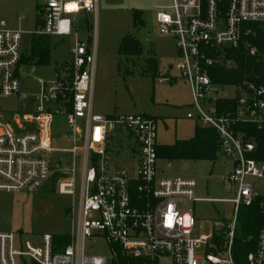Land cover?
I'll return each mask as SVG.
<instances>
[{
	"label": "built area",
	"instance_id": "1",
	"mask_svg": "<svg viewBox=\"0 0 264 264\" xmlns=\"http://www.w3.org/2000/svg\"><path fill=\"white\" fill-rule=\"evenodd\" d=\"M36 3L40 20L36 34L74 37L75 43L69 72L41 86L36 111L8 116L2 109L3 100L20 94L15 72L22 60V32L0 24V192L38 189L58 176L60 195L74 197L79 192L72 211L77 228L66 248H57L49 235L35 247L22 244L14 234L0 233V264H113L118 251L145 264H199L197 251L202 248L205 259L201 264H238L232 252L237 216L242 206H251L258 197L250 180L264 185V163L251 158L255 145L235 128L238 124L264 127V88L247 83L236 87L239 95L233 112L219 113L216 107L205 111L203 105L218 100L211 97L214 85L209 71L215 61L210 49L237 47L244 36L251 35L246 25L264 23V0H172L171 6L156 9L160 34L175 39L178 70L191 86L195 113L187 119L215 130L221 154L234 162V170L224 179L227 193L234 198L205 200L234 206L235 219L225 249L217 255L210 252L214 235L194 236L195 219L189 206L199 202L196 182L157 176L155 120L143 115L104 117L94 112L97 41H82L75 30L79 26L76 17L81 14L92 15L98 22L99 0ZM250 53L255 55L256 50ZM164 81L169 80H160ZM57 117L65 119L69 133L64 138L72 141V148L55 147L52 130ZM114 141L127 145L118 151L130 152L131 169L111 166ZM54 154L72 157L71 166L61 160L55 166ZM94 237L109 242L114 262L86 254L84 243ZM246 264H264V232Z\"/></svg>",
	"mask_w": 264,
	"mask_h": 264
},
{
	"label": "rangeland",
	"instance_id": "2",
	"mask_svg": "<svg viewBox=\"0 0 264 264\" xmlns=\"http://www.w3.org/2000/svg\"><path fill=\"white\" fill-rule=\"evenodd\" d=\"M171 5L172 0H99L98 22L95 24L92 15L85 17L81 14L76 17L79 26L75 30L80 40L93 38L97 41L95 96L99 93L100 99L108 101L110 107L117 108L115 111L119 114L153 117L157 127L156 143L162 147L193 139L195 127L201 126L186 119L189 113H195L189 84L179 80L177 83L164 81L163 84L159 81L167 79V75L173 77L179 74L176 41L161 35L156 21V9ZM85 18L88 23H84ZM36 21V0H0V24L4 23L6 29L22 32L21 53L25 58L31 55L33 36L40 31ZM126 36L138 42L140 53L137 56L120 54V45ZM74 43V37L53 38L49 66L37 65V60L31 58L21 63L15 72L20 83V94L3 100V112L8 116L34 113L41 85L54 82L58 77L57 71L60 76L65 75ZM151 56L158 62L156 74L147 63ZM212 91L214 100L239 95L234 86H214ZM94 103L96 105V99ZM214 107L216 102L203 105L205 111ZM52 133L56 148H72V141L64 138L69 128L63 117L55 119ZM120 147L127 149V145L117 144V141L111 146V166L129 168L133 165L131 156L126 151L119 154ZM60 160L68 167L72 164V157L54 154L55 166ZM80 168L78 158L77 170ZM233 170V160L223 154H219L214 162L157 161L158 178H182L194 180L197 184L196 199L199 202L189 206V213L195 219L194 236L211 237L224 228L230 231V224L235 219L234 206L205 200L234 198V195L227 193L224 185V179ZM58 180V176L53 177L41 183L36 191L0 192V233L14 234L22 244L30 243L35 247L41 246L45 235L70 238L75 234L77 218L73 217L72 211L74 208L76 210L79 202V192L74 197L60 195ZM250 182L255 184L256 194L264 197L263 183L257 180ZM84 248L90 257L104 258L109 263L116 259L113 247L103 237L87 240ZM197 255L201 264L205 259V248L199 249Z\"/></svg>",
	"mask_w": 264,
	"mask_h": 264
},
{
	"label": "trees",
	"instance_id": "3",
	"mask_svg": "<svg viewBox=\"0 0 264 264\" xmlns=\"http://www.w3.org/2000/svg\"><path fill=\"white\" fill-rule=\"evenodd\" d=\"M86 23L88 22L85 19ZM37 27L40 20L37 16ZM246 28L252 30V34L244 36L237 47H223L220 50L210 49L209 55L214 59V66L210 68L209 74L214 86L238 87L254 84L264 88V23L249 24ZM52 37L34 34L31 45V55L23 57L21 63L27 59L37 60V65L49 66L52 52ZM255 49V55L251 50ZM119 52L121 55L132 57L140 53L138 42L131 36H126ZM149 68L156 74L158 62L154 56L147 60ZM66 72H69L66 66ZM58 78L62 76L58 75ZM216 108L219 113L233 112L237 108V98L218 99ZM236 132L245 135V140L255 145V153L252 159L264 163V127L258 129L247 124H238ZM220 141L217 132L210 128L199 125L195 128L194 137L188 141H177L172 146H158L157 156L159 159L180 161H216L220 151ZM57 176H55L56 178ZM264 232V197L258 196L254 203L242 206L239 210L234 233L233 257L236 263L246 264L249 255L256 253L259 248L261 234ZM226 228L221 230L212 239L210 252L219 254L225 249ZM57 248H66L70 244V238H54ZM118 260L113 264H145L140 260L124 257L118 251Z\"/></svg>",
	"mask_w": 264,
	"mask_h": 264
},
{
	"label": "crops",
	"instance_id": "4",
	"mask_svg": "<svg viewBox=\"0 0 264 264\" xmlns=\"http://www.w3.org/2000/svg\"><path fill=\"white\" fill-rule=\"evenodd\" d=\"M16 31V30H15ZM53 38H56V37H52V39ZM178 72H179V70H178ZM59 74H58V71H57V76H58ZM58 78V77H57ZM57 78L55 79V81L57 80ZM170 82H172V83H177L178 82V80L179 81H183L184 83H186V84H188L182 77H181V75H180V72H179V74L177 75V76H173V77H170V76H168L167 75V77H166ZM160 80H162V79H160ZM159 80V81H160ZM164 82H160V84H163ZM42 86V85H41ZM190 86V85H189ZM190 89H191V86H190ZM191 92H192V90H191ZM101 97H100V95H99V93H98V96H95V93H94V102H95V99H96V105H95V103H93V106H94V112L96 113V114H98V115H101V116H104V117H114V116H119V115H137V114H119V113H117V111H115V110H117V108H112V107H110L109 106V103H108V101L106 102L104 99H100ZM100 99V100H99ZM13 115V114H12ZM11 115V116H12ZM152 119H154L153 117H152ZM186 119H187V116H186ZM187 120H189V119H187ZM189 121H193V120H189ZM196 128V127H195ZM195 132V131H194ZM159 146V145H158ZM128 152L127 150H124V151H122V152H119V154L120 153H123V152ZM129 154H130V152H129ZM130 156H131V154H130ZM130 159H131V161L133 162V160H132V158L130 157ZM133 167V165L131 166V167H129L130 169Z\"/></svg>",
	"mask_w": 264,
	"mask_h": 264
},
{
	"label": "water",
	"instance_id": "5",
	"mask_svg": "<svg viewBox=\"0 0 264 264\" xmlns=\"http://www.w3.org/2000/svg\"><path fill=\"white\" fill-rule=\"evenodd\" d=\"M37 190V188L36 187H34V188H31V191H36Z\"/></svg>",
	"mask_w": 264,
	"mask_h": 264
},
{
	"label": "snow or ice",
	"instance_id": "6",
	"mask_svg": "<svg viewBox=\"0 0 264 264\" xmlns=\"http://www.w3.org/2000/svg\"><path fill=\"white\" fill-rule=\"evenodd\" d=\"M71 7H73V8H74V7H75V5H72ZM169 222H171V218H170Z\"/></svg>",
	"mask_w": 264,
	"mask_h": 264
}]
</instances>
